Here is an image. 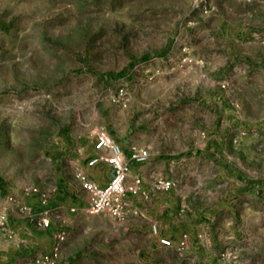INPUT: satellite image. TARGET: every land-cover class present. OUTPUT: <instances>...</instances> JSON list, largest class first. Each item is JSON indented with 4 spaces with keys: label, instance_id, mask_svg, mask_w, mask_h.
<instances>
[{
    "label": "rangeland",
    "instance_id": "rangeland-1",
    "mask_svg": "<svg viewBox=\"0 0 264 264\" xmlns=\"http://www.w3.org/2000/svg\"><path fill=\"white\" fill-rule=\"evenodd\" d=\"M120 86L125 106L114 101ZM120 122L160 142L183 133L167 155L194 156L205 171L210 153L219 202L240 203L244 182L264 200V0H0L8 191L48 187L50 156L71 133ZM217 227L203 257L137 244L76 264H264V226L249 242L247 220Z\"/></svg>",
    "mask_w": 264,
    "mask_h": 264
},
{
    "label": "crops",
    "instance_id": "crops-1",
    "mask_svg": "<svg viewBox=\"0 0 264 264\" xmlns=\"http://www.w3.org/2000/svg\"><path fill=\"white\" fill-rule=\"evenodd\" d=\"M106 132L124 154L128 166L127 182L137 183L143 191L127 196L129 208L134 213L123 221H117L106 214L85 211L89 193L83 188L78 174L103 188L113 175V168L105 160L108 150L94 147L97 132L91 136L71 133L69 139L50 156L49 186L38 188L46 194V204H40L36 195L12 194L0 180V208L8 213L6 227H0V264H36V257L49 253L60 233H64V239L59 243L56 264H76L94 259H102L104 263L111 249L115 258L122 256L124 248L135 249L137 244L140 247L172 249L157 243L151 232L152 225L157 226L158 236L174 241L187 234L188 253L193 258L211 252L217 225L225 216L230 220L241 218L242 222H251L252 227L247 230L248 242L254 238V229L263 230L264 200L258 196L256 187L244 182L242 188L236 181L239 190L235 197L242 199L240 203L234 199L219 202L215 184L217 166L214 158L210 159V153L208 165L212 168L208 171L194 156L187 160L184 156L167 155L184 145L183 133L176 136L168 134L160 142L135 124L123 122ZM132 146L147 149L149 158L141 163L131 159ZM157 177L170 180L174 185L166 190H157L153 185ZM192 190H198L199 197L192 195ZM23 206L35 214L32 219L20 211ZM44 211L49 221L46 227L37 225L38 214Z\"/></svg>",
    "mask_w": 264,
    "mask_h": 264
},
{
    "label": "built area",
    "instance_id": "built-area-1",
    "mask_svg": "<svg viewBox=\"0 0 264 264\" xmlns=\"http://www.w3.org/2000/svg\"><path fill=\"white\" fill-rule=\"evenodd\" d=\"M126 90L120 86L116 92V99L120 105L125 106L127 101ZM94 147L96 149L105 148L108 150L109 155L105 158L106 162L113 168V175L103 188H98L93 183L88 181L85 176L78 174L82 182V186L89 193V199L85 211L89 214H106L117 221H123L130 213L134 211L129 208L127 196L143 193L140 186L134 182H127L128 166L125 162L124 154L118 143L114 142L105 130H98ZM150 156L147 149L132 146L130 148V157L136 162H144ZM154 188L157 190H166L173 186V182L157 177L153 180ZM26 195L38 197L40 204H46L48 199L45 193H41L38 188H29L25 192ZM264 196V189H263ZM12 200L11 197L8 198ZM21 212L32 219L35 214L27 206L20 209ZM8 221V213L4 208H0V227H6ZM49 221L46 216V211L38 214L37 225L46 227ZM151 232L156 237L159 245L167 248L175 249L179 255H183L188 246L187 234H182L181 237L174 241L170 238L158 236L156 225H152ZM64 239V233L57 236V243L49 253L41 254L36 257V264H56L58 257L59 243Z\"/></svg>",
    "mask_w": 264,
    "mask_h": 264
}]
</instances>
